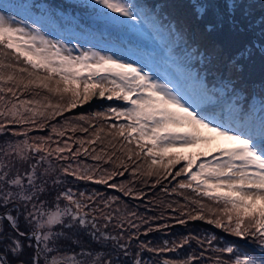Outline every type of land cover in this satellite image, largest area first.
<instances>
[{
    "label": "snow or ice",
    "instance_id": "snow-or-ice-1",
    "mask_svg": "<svg viewBox=\"0 0 264 264\" xmlns=\"http://www.w3.org/2000/svg\"><path fill=\"white\" fill-rule=\"evenodd\" d=\"M224 2L191 0L201 35L163 5L0 0V264H264V83L244 79L264 47L225 55L255 21L245 0ZM146 32L172 41L163 71L136 42ZM97 97L124 103L65 115ZM194 221L245 245L166 238Z\"/></svg>",
    "mask_w": 264,
    "mask_h": 264
},
{
    "label": "rangeland",
    "instance_id": "rangeland-1",
    "mask_svg": "<svg viewBox=\"0 0 264 264\" xmlns=\"http://www.w3.org/2000/svg\"><path fill=\"white\" fill-rule=\"evenodd\" d=\"M66 4L69 5L68 0H64ZM139 1L143 4H145L144 2H142V0H134L135 3H139ZM161 1L159 3V5H163L168 0H159ZM170 1V0H169ZM173 1V5L171 6V12L170 14L177 16L179 15V20L183 21L185 23H187L189 26H191L192 24L198 22L200 24H205V21H197L194 17L193 11H192V5H191V0H172ZM206 3L212 4L214 5L218 10L220 11H224L225 10V2L224 0H205ZM245 3H248L251 5V18L255 21V27L252 31H247L245 34H243V36H245L247 39H249V41H254L255 44L257 45V48L259 47H264V38L261 37L260 34V30H261V24H260V20L262 17H264V15H260L258 10H256L257 8L261 7L258 4L255 3H251L250 0H245ZM257 3V2H256ZM70 6V5H69ZM72 9V8H70ZM72 11V10H70ZM164 11L167 13L166 9H164ZM169 13V12H168ZM169 19H174L173 16H170ZM65 38H67V36H65ZM244 41V39L242 38V36H240L234 43H238V44H242ZM136 42L139 44V46L145 51V52H150L153 53V57L155 58V66L156 62L159 64L160 69H164V59H165V52L166 49L171 46L172 41L170 40V38H168L166 35L161 34L158 38H153L152 34L150 32H146V35L144 37H137L136 38ZM87 47V46H85ZM237 48V47H236ZM238 49V48H237ZM74 55H76L77 53L74 52ZM158 67V66H157ZM163 71V70H162ZM96 100L97 102H100V104L97 105H93L92 102ZM109 100L107 99H102V98H93L91 101H89L86 104L83 105H78V107L76 109H73L71 111V113H65V115H80V114H84V115H88L90 113H95V112H100V111H104V107L103 105ZM123 101H116L112 104H106L105 107L107 108L108 106H119L121 104H123ZM84 108H86L87 112H84ZM93 123H96V121H93ZM101 123H104L105 126L107 124H110L111 122L109 120L106 121H101ZM107 130V129H106ZM35 134H42L40 132H36ZM67 135H72V133H68ZM79 135V133H78ZM120 144H116V148L119 149ZM99 144L95 145V147L99 148ZM134 146V145H133ZM231 146V142L230 141H226V140H220L218 141L216 144H214L212 147L216 148V147H229ZM176 151H180L182 153H184L185 155L189 154V153H195L196 151H198V149H193V148H189V149H177ZM89 163H91V161H87ZM183 163V162H182ZM180 167V165H177V168ZM173 171H175V169H173ZM170 177V176H169ZM118 181L120 179H124V177H118L116 178ZM154 179V178H152ZM178 179V178H177ZM169 180V178H168ZM167 180H164L163 183L166 184ZM174 184L176 183L175 181H173ZM173 184H169V188L172 186ZM100 187L101 191H107L109 194H113L116 195L118 193H116L114 190H106L103 188V186H97ZM146 193L149 194V196H152L155 193H159V185H157V187L155 189L150 188L149 186H145L143 189ZM190 191V190H187ZM160 198L166 199V200H179L180 203H185V201L183 200L182 197H179L175 194H165V193H159ZM130 204V206H135L137 204H140L141 201L138 200H132L130 198H126ZM175 207V205H174ZM140 211H143V209H139ZM166 216L171 215V216H175L178 215V213H173L170 210L168 212L165 213ZM170 224L174 223L173 221H169ZM190 230H193L195 232H199L200 235L203 237V235H205L206 233H214L218 236H223L226 239L230 240V241H234L236 243H238L241 246H244V241L240 240L239 238L236 237H232L226 233H224L222 231V229H217L212 225H208L207 223H205L204 221H194V222H189L187 224V226H182V225H175L174 227H171L170 229L166 230L168 232V235L166 238L168 239H175V236L172 235V233L175 234H184L187 235L188 232ZM157 236H160L161 238L164 237V233H153L152 235H150L148 238L149 239H155ZM172 255V254H169ZM206 255H211V253H207ZM145 258L147 259L148 256L146 255Z\"/></svg>",
    "mask_w": 264,
    "mask_h": 264
},
{
    "label": "trees",
    "instance_id": "trees-1",
    "mask_svg": "<svg viewBox=\"0 0 264 264\" xmlns=\"http://www.w3.org/2000/svg\"><path fill=\"white\" fill-rule=\"evenodd\" d=\"M60 1H62V0H44V2L49 3L54 8L56 5L60 6ZM142 2H144L145 4L141 3L140 1L138 4L154 5L155 6V5H159V3L161 1H159V0H142ZM165 2L166 3L163 4L164 9H166V11L168 10L167 13L168 12L170 13L171 12L170 8L174 3L172 0H170V1L168 0ZM250 2L260 5L261 7L257 8L256 10H258L260 15H264V0H250ZM171 16H173L174 19L179 20V15L174 16L171 14ZM191 27L194 29H198V31L201 35H203L205 32V24H200V23L196 22V23L192 24ZM241 36L244 39L243 43L242 44L233 43L232 46L225 52V55L234 54V52L237 50V48L242 47L244 43L250 42L249 39H247L245 36H243V35H241ZM244 79H245V82H247V83H251L252 81H258L260 83L263 82L261 80L264 79V61H262L259 54H257L252 59V61L249 62V65L245 64ZM94 101H96V100H94ZM84 112H87L86 108H84ZM178 179H180V178H178ZM170 180H171V177H169V180H167L166 184H169ZM171 183L174 185L173 181H171ZM244 245H245V241H244Z\"/></svg>",
    "mask_w": 264,
    "mask_h": 264
}]
</instances>
